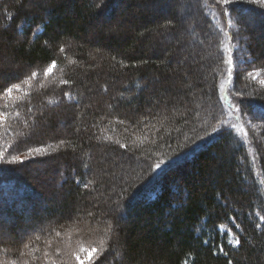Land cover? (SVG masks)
I'll return each mask as SVG.
<instances>
[{
    "label": "trees",
    "instance_id": "trees-1",
    "mask_svg": "<svg viewBox=\"0 0 264 264\" xmlns=\"http://www.w3.org/2000/svg\"><path fill=\"white\" fill-rule=\"evenodd\" d=\"M105 2L107 12L96 7L98 0H0V88L52 59L58 63L49 78L40 76L30 88L21 85L30 92V102L22 93L0 95V111L12 113L0 122V151L18 154L9 146L25 138L26 122L33 121L36 131L28 145H53L50 155L0 165V232L5 236L0 264H43L36 257L57 247L67 258L78 250L73 240L98 245L101 233L93 228L109 215L115 223L119 213L113 212V201L120 197L125 218L111 235L104 264H264L259 220L264 214V127L255 119L264 112V90L241 73L243 66L251 68L248 61L240 64L241 57L251 56L257 67L264 65V9L236 6L255 13L252 24L239 15L240 27L250 36L247 53L237 48L231 32L237 67L230 88L247 100L230 98L250 106L245 121L252 117L261 126L258 132L246 127L252 142L241 145L240 133L205 132L212 131L214 118L227 119L219 115L217 103L227 38L217 31L210 2L203 0L194 25L170 30L162 25L176 16L172 6ZM20 27L23 36L17 34ZM61 46L65 53L58 51ZM64 79L73 82L70 87L60 83ZM65 91L72 93L71 101L63 97ZM143 120L149 127L138 123ZM201 135L205 140L198 139ZM194 139L204 146L196 147ZM60 140L70 143L57 148ZM188 152L192 155L185 157ZM177 157L178 165L158 174L147 167ZM37 167H46L50 176L33 174ZM53 222L59 238L39 231ZM233 233L240 238L238 247L228 244ZM30 241L41 251L21 257Z\"/></svg>",
    "mask_w": 264,
    "mask_h": 264
},
{
    "label": "snow or ice",
    "instance_id": "snow-or-ice-1",
    "mask_svg": "<svg viewBox=\"0 0 264 264\" xmlns=\"http://www.w3.org/2000/svg\"><path fill=\"white\" fill-rule=\"evenodd\" d=\"M147 2H150L153 7H157L159 5H168L176 9V16L172 19H168L162 25L165 30L175 29L177 25H194L197 21L198 16L203 12V0H147ZM242 3L258 5L259 8L264 9V0H213V4L214 6H216L217 11L213 12L212 15L216 16L218 13L219 17L223 20V24L218 27L217 31L218 33H222L223 36L227 38V43L222 49L223 55L221 57V61L225 65V71L221 73V75H224L225 77V83H221L217 86V103L221 105L219 109V115L221 117L230 118L232 122L229 124H225L222 119L217 120L216 118H214L212 131L208 132L207 129H205V132L207 136H212L215 133H221L222 131L227 129L228 135H232L233 132L242 134V136L240 137L241 145H248L252 142V138L249 136V132L246 131L245 128L250 127L253 124L254 118L250 117L243 123L242 121L244 120V117L249 116L250 106L242 105L239 101H234L228 98L229 95H231L239 97L240 101L244 99V94L242 92H237L234 88L228 87V85H231L233 82L237 63L234 59V50L236 49V45L233 44L234 37L230 31L226 30L232 29L234 23H240L239 15L241 13H243L250 22L254 21L255 13L252 10L247 8L238 9L235 7L237 4ZM96 7L104 10L105 12H107L108 10V5L106 4L105 0H98ZM181 8L184 9L183 12L180 11ZM233 14H236L235 18ZM205 15H207V13H205ZM260 15L264 16V13H261ZM9 19L11 18L9 17ZM45 29L46 25L45 27L41 28L40 31L43 32ZM17 34L19 36H23V27H20L18 29ZM45 43H47V41ZM201 43L204 42L201 41ZM58 51L60 53L66 52L65 47L63 46L59 47ZM113 59H115V57H113ZM72 62L76 63V61ZM255 64V59L249 56L248 65L252 67V70L246 72V78L252 82L258 83L261 86V89L264 90V79L261 78L262 76H264V65H261L257 68L255 67ZM241 65L243 66V57H241ZM57 68V60L52 59L46 67H43L39 70H29L25 76L18 78L19 82H10V86H3L2 88H0V95L4 97H11L13 92L22 93L23 97L28 98L30 102V92L22 88L21 85H29L30 88L31 82L36 81L40 76L44 78H49L50 76H52L54 71L57 70ZM213 79H215V76L213 77ZM60 83L63 85H69L70 87L73 82L68 79H64L61 80ZM63 97L67 98L69 101L73 99L72 93L69 91L63 92ZM223 102H226L227 104L226 109L223 107ZM49 103L51 104L52 101H49ZM55 103L59 104L60 100H57ZM31 111L32 109L28 108V112L31 113ZM11 115L12 113H10L9 111H0V122L7 120ZM18 115L19 113L17 112V116ZM255 119H260L262 122L261 126L264 127V112H262L259 117H255ZM217 122L219 123L220 127L215 126ZM118 123L124 124V121L120 120L118 121ZM138 123H142L145 128L149 127L147 120H143ZM26 127H28L30 131L25 136V138L22 141H17V144L15 146H9L10 148H14V150L18 154H11L8 149L0 151V165L24 164L25 161L28 159H35L37 157H43L51 154L49 152V149L53 148V145L51 143L42 146L28 145V141L31 139L33 132L36 131V122L33 121L31 124H28L26 122ZM152 127L155 126L152 125ZM198 139L205 140V136L201 135ZM260 139L264 140V137H261ZM257 142L259 143V140ZM69 143V141L60 140L59 144L57 145V148H59L60 145L67 146ZM193 143L198 148L204 146L197 143L195 139L193 140ZM120 147L127 149L130 146L127 144H120ZM73 150H75V148H73ZM189 155H192V152L185 153V157ZM137 159H139V157ZM145 159L148 158L146 157ZM256 159H259V153H257V155L253 157V161H255ZM180 162V157H177L175 160L171 161V163L164 159H159L155 162L148 163L147 167L151 170V172L158 174L159 172L164 171L165 167L178 165ZM139 166L143 167L144 164H140ZM85 167H87V165H85ZM77 183H80V181L77 180ZM91 183L92 182L89 181L88 184L84 185V187L88 188L89 184ZM261 183H264V181H262ZM122 199L123 197H120L113 201V204L115 205L113 212L119 213L118 217L115 220V223L112 222V216L109 215L108 218H106L102 223H98L93 228V231H98L101 233L98 245L94 242L91 247H80L78 250L70 251L67 254V258L65 257L63 249L59 247L55 248L54 251L43 250L42 255L40 257H36V259L43 261V264H97V261H99L100 264H104V261L101 258L105 256V253L110 252L111 250V235L115 232L119 222L124 220L125 218L126 209L121 208ZM89 215H91V213H89ZM259 220L262 224H264V214H261L259 216ZM259 226L260 225H258V227ZM237 227H239V225H237ZM33 231H37V229H33ZM39 231L41 233L47 232L49 236H51V234L54 232L55 237H61V231L57 230L55 222L46 226H42ZM35 239L40 240V235H37ZM4 241L5 236L2 232H0V243H3ZM31 243L32 242L30 241L29 244H24V248L29 249V252L25 253L24 251H21V257L25 256L26 254L34 256L35 252L41 251L38 248H31ZM204 243L207 244L208 241L205 240ZM240 243V238L236 233H233L232 237L228 240V244L232 247H238ZM47 245L49 249L52 248L51 241H47ZM220 251L223 252V248H221ZM8 264H16V261H10L8 262ZM22 264H29V261L23 260ZM229 264H231V262H229Z\"/></svg>",
    "mask_w": 264,
    "mask_h": 264
},
{
    "label": "rangeland",
    "instance_id": "rangeland-1",
    "mask_svg": "<svg viewBox=\"0 0 264 264\" xmlns=\"http://www.w3.org/2000/svg\"><path fill=\"white\" fill-rule=\"evenodd\" d=\"M209 2H210V4H211V8L213 9V11L214 12H216L217 11V8H216V6H214V4H213V0H208ZM247 4V3H246ZM238 5V4H237ZM236 5V6H237ZM235 6V7H236ZM236 8H238V7H236ZM233 16H234V18L236 17V14H233ZM215 18H216V20H217V22H218V24L219 25H222L223 24V20L219 17V15H218V13H217V15L216 16H214ZM250 22V21H249ZM251 24H252V22H250ZM227 31H230V32H233L234 33V35H235V37H236V39H237V41H238V43L240 44H238V46H237V48L239 47L240 49H241V51L242 52H246L247 53V49H245V46L246 45H248L249 46V44H250V36H249V34H247V32L245 31V30H243L241 27H240V25H239V23L238 24H236V23H234V25H233V27H232V29H230V30H228V29H226ZM236 44H237V42H236ZM244 59H246V60H244ZM248 58H243V60L244 61H248L247 60ZM240 64H241V61H240ZM255 66H256V64H255ZM257 67V66H256ZM258 68V67H257ZM242 70V71H241ZM241 73L242 72H245V74H246V72L247 71H250V70H252V67L250 68V69H246L244 66L241 68ZM262 79H264V76H262L261 77ZM250 81V80H249ZM252 82V81H251ZM221 83H225V79H223L222 80V82ZM252 83H255V82H252ZM256 84H258V83H256ZM259 85V84H258ZM228 87H230V85H228ZM229 99H231L230 98V95H229V97H228ZM239 97H237V99H238ZM244 98H246V96H244ZM246 100H247V98H246ZM225 104H226V102H225ZM225 107L227 108V104L225 105ZM225 108V109H226ZM227 119H226V124H229V123H231L232 122V120L230 119V118H228V117H226ZM244 121H245V119H244ZM259 127H260V129H261V126L259 125V124H257V123H253L250 127H247L248 128V130H250L251 132H258L259 131ZM263 130V129H262ZM0 140H2L1 138H0ZM29 160V159H28ZM28 160H26V161H28ZM34 171H32L33 172V174H35V173H37V174H39V175H41L43 178H48L49 176H50V174L49 173H46V167H37L36 169H33ZM61 178V180L62 181H64L65 179L64 178H62V176L61 175H59V179ZM58 187H61V185L59 184V186ZM5 232V231H4ZM24 234H26V232H23V233H21L20 235L21 236H23ZM71 235V234H70ZM69 234H68V239L71 241V236H70ZM79 242H83V241H72V243H71V245H73V244H75V243H77V244H75L76 246H77V249H79L80 247H91V245H89L88 243H85V244H83V243H79Z\"/></svg>",
    "mask_w": 264,
    "mask_h": 264
}]
</instances>
